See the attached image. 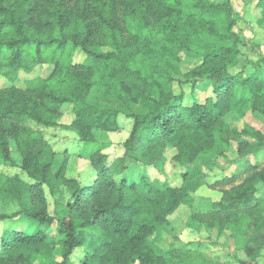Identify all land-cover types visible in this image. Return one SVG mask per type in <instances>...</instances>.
Listing matches in <instances>:
<instances>
[{"label":"trees","instance_id":"1","mask_svg":"<svg viewBox=\"0 0 264 264\" xmlns=\"http://www.w3.org/2000/svg\"><path fill=\"white\" fill-rule=\"evenodd\" d=\"M259 5L264 23V0ZM234 15L229 0H0V77L10 84L0 87V160L13 163L10 142L15 141L23 169L35 181L0 174V203L21 205L33 223L30 232L14 229L1 236L0 260L51 257L53 247L42 227L57 218L44 208H30L26 201L30 203L34 187L48 184L55 191L62 179L76 184V189L74 201L58 209L60 264H73L72 255L86 245L89 233L97 240L86 264H222L198 250L161 252L149 236L167 223L169 214L192 204L189 187L177 189L147 175L136 180L126 171L129 158L163 165L172 146L177 149L176 161L194 160L215 144L211 124L218 112L264 115L261 76L257 71H229L240 54ZM205 35L215 38L216 46L197 44ZM108 46L111 49L105 50ZM76 51L84 53L82 62L74 60ZM186 51L202 56L187 81L192 90L197 81L213 88L214 94L204 102L188 103L184 91L177 93L180 81L174 71ZM43 65L52 66L48 76L17 84L22 71L30 74ZM95 85L126 107L139 104L146 110L130 113L134 124L125 141L126 154L110 165L104 154H94L97 181L77 185L65 178V163L57 173L51 171L55 152L34 137L32 125L69 126L83 142L95 140V129L119 130L117 108L89 101ZM66 105L74 115L68 125L62 124ZM232 133L239 141L241 159L264 148V133L249 124ZM184 175L188 178L190 173ZM221 183L226 199L209 212L194 214L193 220L229 231L249 257L241 264H260L264 194L255 195L264 185V160L242 165ZM15 214L0 212V219Z\"/></svg>","mask_w":264,"mask_h":264},{"label":"rangeland","instance_id":"2","mask_svg":"<svg viewBox=\"0 0 264 264\" xmlns=\"http://www.w3.org/2000/svg\"><path fill=\"white\" fill-rule=\"evenodd\" d=\"M214 3L223 0H212ZM230 5L235 11L234 31L240 36V41L235 45L240 50L236 63L229 68L231 73H238L246 70L256 72L264 80V23L262 22V8L259 0H229ZM197 44L216 46L217 40L205 35L197 39ZM105 50L111 49L110 46L104 47ZM85 55L81 51H76L74 60L82 62ZM202 56L194 51L182 53V62L178 69L174 71V77L179 80L177 93L185 92L188 103L195 101L204 102L212 96L213 88L203 81H197L192 90V82L189 73L201 63ZM52 69L51 65L38 66L32 73L24 71L20 73L17 84L24 86L25 80L31 77H46ZM10 85L6 78L0 77V87ZM89 101L98 107H114L120 113L118 115L119 130L113 132L94 130L95 140L93 142H83L77 131L71 127L44 126L33 124L35 130L34 137L48 144L55 152L54 163L51 167L53 173H57L63 163H65L64 175L66 179H74L77 185L94 184L97 181V170L93 164V155L96 153L104 154L106 162L110 165L115 159L126 154L125 141L129 137L134 120L130 113L144 114L145 108L142 105L134 104L131 108L126 107L119 98H108L103 89L95 85L89 95ZM193 104V103H192ZM64 118L62 124H70L73 120L72 108L70 105L63 107ZM245 124H249L264 133V115L254 112H247L245 116L233 110L217 113L212 119L211 137L215 144L211 149L204 150L188 163L175 160L177 149L171 147L167 151L168 158L163 165L160 161L155 164L145 165L129 158V169L126 174L132 175L136 180L142 175H147L151 179H158L168 182L177 189L189 187L193 201L190 205H182L175 212L169 214L167 223L160 230L153 232L149 240L153 241L157 248L168 254L169 252L182 250H198L205 253L208 257L222 264H241L248 261L249 257L245 249L239 248L235 240L230 236V232H220L217 228H207L204 224H198L193 220L196 213L209 212L214 204L226 199L222 190L221 180L231 176L244 164H256L264 160V148L258 150L253 155L245 159L239 156V144L232 133L233 129L243 131ZM11 152L13 163L0 160V174L10 176L19 175L25 182L34 184V179L22 167V154L15 141H11ZM225 146L221 153L220 149ZM194 170V171H193ZM190 173L188 178L184 175ZM193 172H197L193 175ZM75 185L62 179L59 180L55 191L48 184L34 187V195L30 197V208H44L50 215L55 216L56 221L50 226H43L47 234V242L53 247L50 252L51 257L29 261L27 257L20 260L16 257L12 259L3 258L0 264H60L63 260L62 236L60 234V222L58 219V209L60 205H67L74 201ZM264 185H260V191L255 198L262 197ZM21 205L17 203L1 204L0 212L14 216L0 219V240L5 232L11 230H33V223L27 221V216L22 213ZM21 212V213H19ZM99 230V229H98ZM100 231V230H99ZM93 232V231H91ZM88 236L86 245L77 248L71 257L73 264H86L87 258L91 255L93 241L97 239ZM1 244V243H0ZM1 246V245H0ZM260 264H264V249L258 259ZM138 264V263H136Z\"/></svg>","mask_w":264,"mask_h":264}]
</instances>
